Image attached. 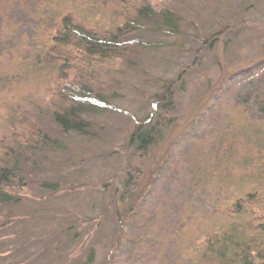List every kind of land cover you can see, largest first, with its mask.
I'll return each instance as SVG.
<instances>
[{
  "label": "trees",
  "instance_id": "1",
  "mask_svg": "<svg viewBox=\"0 0 264 264\" xmlns=\"http://www.w3.org/2000/svg\"><path fill=\"white\" fill-rule=\"evenodd\" d=\"M151 3L0 0V234L23 220L9 208L22 205L31 189L59 192V182L49 180L45 169V153L61 149L48 121L63 133L86 132L84 116L100 111L86 103L94 96V85L131 60L137 47L133 34L147 26L173 36L169 44L178 51L177 63L188 66L172 77H156L152 110L130 134L136 159L126 192L118 196L115 190L110 201L127 206L120 213L121 228L125 225L120 241L115 238L120 230L113 235L109 264H264V34L237 49L230 61L238 62L236 70L217 62L194 71L203 81L200 87L210 92L195 121H201L203 111L212 119L225 100L234 99L230 110L246 125L231 119L210 123L211 129L197 133L202 138L179 157L164 160L160 170L166 171L137 198L141 204L125 199L150 147L194 99L196 82L186 78L194 73L190 68L202 65L205 52H213L229 29L203 37L191 23L194 29L186 33L187 20L175 7L162 4L158 11ZM108 9L119 24L103 27ZM189 57L194 58L191 63ZM38 77L41 84L31 80ZM98 252L97 246L90 248L76 264H92Z\"/></svg>",
  "mask_w": 264,
  "mask_h": 264
},
{
  "label": "rangeland",
  "instance_id": "2",
  "mask_svg": "<svg viewBox=\"0 0 264 264\" xmlns=\"http://www.w3.org/2000/svg\"><path fill=\"white\" fill-rule=\"evenodd\" d=\"M148 1L158 11L162 4L175 7L187 20L188 25L182 29L186 33L197 28L198 34L204 32V37L228 26L213 52H205L202 65L198 63L190 68L193 72L217 62L226 65L229 71L236 70L238 62L232 65L230 61L237 49L264 34V0ZM113 11L108 9V15L102 16L103 27L119 24L114 21ZM88 18L91 19V15ZM237 23L241 26H235ZM133 35L131 42L137 47L129 56L131 60L121 62L117 70L106 72L94 85L91 94L97 97V93L99 97L90 96L86 103L90 101L100 111L84 116V128L88 130L63 133L60 127L48 121L54 130L51 135L60 141L61 149L45 153V169L50 170L46 177L59 182V192L34 187L22 205L9 208L23 216V220L0 234V264H76L84 260L88 250L95 246L99 252L92 264H109L114 239L120 241L125 226L121 228L124 217L120 213L127 206L125 201L116 200L113 206L110 201L115 190L118 189V196L126 192V180L136 159L135 150L129 143L130 134L139 118L152 110L151 85L156 77H172L188 66L177 63L178 51L171 45L175 39L173 36L172 39L161 36L147 26ZM193 59L189 57V63ZM168 71L173 73L167 76ZM197 74L186 75L189 81L196 82L192 91L194 99L179 121L166 128L163 139L150 147L149 154L142 161L141 175L134 179L133 192L125 196L129 203L141 204L137 198L157 175L166 171V167L160 170L164 160L170 163L175 154L179 157L180 151L202 138L198 137L202 131L211 129L210 123L231 119L246 125L230 110L234 99L225 100L222 111L216 109L212 119H206L203 111L201 121H195L210 95L200 87L203 81L200 76L197 78ZM31 80L41 84L42 77ZM192 93L190 91L193 97ZM134 175L137 177V172ZM171 219L169 217L168 221ZM116 231L119 233L113 238Z\"/></svg>",
  "mask_w": 264,
  "mask_h": 264
}]
</instances>
